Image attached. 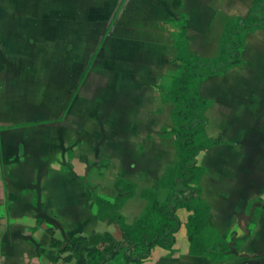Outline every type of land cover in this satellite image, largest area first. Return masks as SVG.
<instances>
[{"label":"crops","instance_id":"crops-1","mask_svg":"<svg viewBox=\"0 0 264 264\" xmlns=\"http://www.w3.org/2000/svg\"><path fill=\"white\" fill-rule=\"evenodd\" d=\"M254 1L0 0V264H52L46 229L60 249L105 233L122 244L91 193L115 202L126 195L119 179L156 188L175 162L166 95L182 69L179 16L189 50L212 59ZM240 60L197 89L211 104L196 114L217 143L198 157L201 197L227 234L226 258L188 254L189 213L179 210L186 243L174 256L155 248L143 264H264V30L244 32ZM71 250L62 264H83L93 247ZM124 251L107 264H125Z\"/></svg>","mask_w":264,"mask_h":264},{"label":"trees","instance_id":"trees-1","mask_svg":"<svg viewBox=\"0 0 264 264\" xmlns=\"http://www.w3.org/2000/svg\"><path fill=\"white\" fill-rule=\"evenodd\" d=\"M178 27L179 32L174 39L175 59L182 69L173 77L171 90L166 95L167 100L175 105L172 113L173 129L167 133L175 151V162L167 167L156 188L139 189L135 184L119 179L116 186L126 195L115 202L91 193L98 219L115 225L123 242L117 245L108 233L74 238L71 245L88 241L93 247L83 264H107L124 248L125 264H143L155 248L174 256L177 253L174 246L181 228L177 215L179 210L189 213L185 224L188 254L195 257L212 254L219 260L226 258L227 234L212 226L210 206L201 197L200 180L206 170L198 164V157L217 143L205 136V118L196 114L197 110H204L211 104L200 99L197 89L208 77L226 74L241 64L244 32L264 30V0H255L246 18H238L226 27L220 54L215 59L201 58L189 50L183 15L179 16ZM158 191L164 192L163 200L159 199ZM136 195L145 201V207L128 224L120 210L129 198ZM38 224L43 226L41 221ZM46 232L51 237V248H55L58 253L52 264L69 261L70 256L60 258V255L71 251L70 245L60 249L62 242L53 237L52 230L46 229Z\"/></svg>","mask_w":264,"mask_h":264},{"label":"rangeland","instance_id":"rangeland-1","mask_svg":"<svg viewBox=\"0 0 264 264\" xmlns=\"http://www.w3.org/2000/svg\"><path fill=\"white\" fill-rule=\"evenodd\" d=\"M217 55V54H216ZM216 57L214 56L212 59H215ZM205 59V58H204ZM76 167V169L77 170H79V171H81V167H79V166H75ZM159 196H160V199L162 200V198H163V193L160 191L159 192ZM133 201V202H132ZM131 202V203H130ZM129 203H130V205H123V209H125V207L126 206H128L127 207V212L126 211H123V213H122V215L124 216V218H125V221L126 222H129V220L132 218V216L134 215V214H138L140 211H141V209H142V207H143V204H144V201L143 200H139L138 198H134V199H132V200H130L129 201ZM128 203V204H129ZM128 208H130L129 210H128ZM126 210V209H125ZM134 213V214H133ZM183 230H185L184 228H183ZM117 232H118V230H117ZM221 233H224V232H222V231H220ZM226 234V233H225ZM186 243V241L183 239V236H182V233H180L179 235H177V238H176V243H175V248H180V247H183V243ZM70 247H71V245H70ZM72 251V250H71ZM70 251V252H71ZM53 253H57V250L54 248L53 249ZM56 256V255H55ZM58 264H62L61 262H59Z\"/></svg>","mask_w":264,"mask_h":264}]
</instances>
